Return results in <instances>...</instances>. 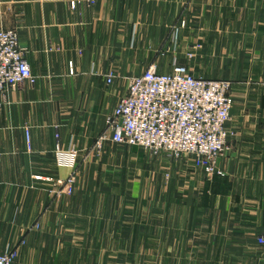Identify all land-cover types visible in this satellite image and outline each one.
Masks as SVG:
<instances>
[{
	"label": "crops",
	"instance_id": "crops-1",
	"mask_svg": "<svg viewBox=\"0 0 264 264\" xmlns=\"http://www.w3.org/2000/svg\"><path fill=\"white\" fill-rule=\"evenodd\" d=\"M72 1L0 0L36 78L0 95V251L18 249L14 264H264V0ZM175 59L233 84L224 176L100 140L130 80Z\"/></svg>",
	"mask_w": 264,
	"mask_h": 264
},
{
	"label": "built area",
	"instance_id": "built-area-1",
	"mask_svg": "<svg viewBox=\"0 0 264 264\" xmlns=\"http://www.w3.org/2000/svg\"><path fill=\"white\" fill-rule=\"evenodd\" d=\"M79 3L72 1L71 8L76 9ZM186 57L193 60L194 52ZM113 79L110 74L109 85ZM26 83L34 85L36 78L20 46L19 33L0 28V95ZM232 88L227 80L195 77L176 59L167 74L153 64L130 80L126 95L106 119L107 129L100 140L109 138L119 146L137 147L150 155L164 153L174 162L203 170L208 176H224L217 161L229 149ZM56 137L59 139L58 134ZM56 155L59 165L76 169L74 149L65 153L57 145ZM76 179L71 175L54 193L72 194ZM18 256L15 248L0 251V264H14Z\"/></svg>",
	"mask_w": 264,
	"mask_h": 264
}]
</instances>
